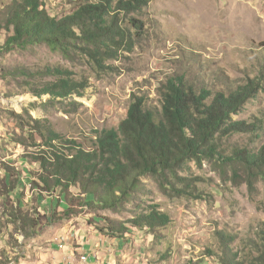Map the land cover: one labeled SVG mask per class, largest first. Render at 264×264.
I'll return each instance as SVG.
<instances>
[{"label": "rangeland", "instance_id": "374dc122", "mask_svg": "<svg viewBox=\"0 0 264 264\" xmlns=\"http://www.w3.org/2000/svg\"><path fill=\"white\" fill-rule=\"evenodd\" d=\"M14 1L21 0H0V16ZM38 1L55 19L73 13L78 2ZM128 17L141 24L133 47L117 50L101 64L78 50L65 56L45 45L0 54V264L46 263L52 244H68L73 260L67 256L65 264H79L84 252L92 258L89 264H223L221 235L230 238L227 250L239 262L252 264L260 254L264 177L249 184L242 169L234 176L221 159L187 161L179 175L190 188L176 185L163 191L147 177L142 180L147 192L135 206L117 213L84 209L57 222L52 215L65 208L63 199L32 187L39 166L29 163L24 149L13 142L14 132H20L12 114L24 110L34 119H47L64 139L88 151L96 132L117 129L134 95L159 110L166 83L183 77L197 91H209L208 100L259 83L261 89L232 120L263 123L264 0H149L140 16ZM1 19L0 46L11 34ZM55 70L84 84L83 90L67 97L42 95L46 84L61 77L47 74ZM260 133L217 136V154L261 152L264 129ZM151 208L166 215L168 224L153 231L133 227L129 221ZM18 214L41 221L37 236L24 239L18 233L13 218ZM110 224L121 226L123 234L112 233ZM87 244L98 252L81 250Z\"/></svg>", "mask_w": 264, "mask_h": 264}, {"label": "trees", "instance_id": "16d2710c", "mask_svg": "<svg viewBox=\"0 0 264 264\" xmlns=\"http://www.w3.org/2000/svg\"><path fill=\"white\" fill-rule=\"evenodd\" d=\"M148 2L78 0L73 13L55 19L38 0L14 1L0 16L5 30L11 33L0 46V54L14 48L45 45L65 56L78 50L101 64L103 59L114 58L117 50L133 47L141 24L128 16H140ZM47 74L61 77L46 84L40 91L42 95L67 97L84 88L66 72L55 70ZM19 75L30 76L23 72ZM258 89L259 83L251 81L227 95L217 94L208 100L206 89L197 91L183 77L171 79L162 91L159 110L134 95L127 116L117 129L96 132L94 148L88 151L76 141L64 139L47 119H34L24 110L23 115L12 114L20 132H14L13 142L24 149L29 163L39 166L40 172L32 181L36 193L63 199L65 208L52 215L54 222L77 216L84 209L117 213L126 210L127 205L135 206L147 192L142 182L147 177L163 191L174 190L176 185L190 188L188 179L179 173L191 160L199 163L221 159L223 168L232 169L234 176L236 169H242L246 181L252 184L257 177H264V149L253 155L235 151L224 157L217 154L215 140L234 133L259 134L264 129V121L232 120ZM13 218L24 239L39 234L40 220L20 214ZM129 222L135 228L153 231L167 225L168 218L151 208ZM109 230L123 234L118 225L110 224ZM223 236V264H244L237 261V254H229L230 238ZM259 237L261 251L252 264H264V230Z\"/></svg>", "mask_w": 264, "mask_h": 264}, {"label": "crops", "instance_id": "0c3cea01", "mask_svg": "<svg viewBox=\"0 0 264 264\" xmlns=\"http://www.w3.org/2000/svg\"><path fill=\"white\" fill-rule=\"evenodd\" d=\"M53 247L51 248V250H49L50 252L46 254V263L41 262L40 264H65V262L67 260H65V257L68 256V260H73V258L71 257V251L68 248V244H63V249L62 250H58L56 247H54L55 244H52ZM94 245H90L87 244L86 246H84L83 248H81V250H84L86 252H94L97 253L98 250L97 249H93ZM73 254H76L75 252ZM83 256V260L91 262V256L88 254L81 253V255L78 256L77 262L79 264H85V261H81L79 262V258H81V256ZM89 257H87V256ZM65 260V261H64ZM39 264V262H38ZM89 264V263H88ZM91 264V263H90Z\"/></svg>", "mask_w": 264, "mask_h": 264}, {"label": "built area", "instance_id": "2783aa9c", "mask_svg": "<svg viewBox=\"0 0 264 264\" xmlns=\"http://www.w3.org/2000/svg\"><path fill=\"white\" fill-rule=\"evenodd\" d=\"M58 250H62L63 249V245L62 244H59L58 245V248H57ZM67 257H65V259H66ZM89 263V261H85V264H88Z\"/></svg>", "mask_w": 264, "mask_h": 264}]
</instances>
